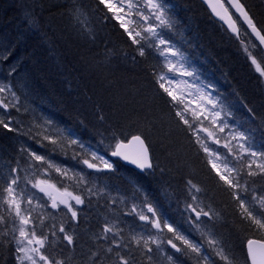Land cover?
<instances>
[{"label": "snow or ice", "instance_id": "1", "mask_svg": "<svg viewBox=\"0 0 264 264\" xmlns=\"http://www.w3.org/2000/svg\"><path fill=\"white\" fill-rule=\"evenodd\" d=\"M203 2L226 25L256 73L264 77V22L245 0ZM96 4L103 10L104 22L117 24L134 49L133 62L155 55L158 64L149 71L151 83L173 110L170 114L177 127L189 134L191 147L197 154L203 153L217 185L238 205L241 223L264 232V186L254 187L255 178L264 176V150H260L264 149V130L246 126L247 121L230 122L232 112L213 95L214 85L201 80L185 54L167 37L176 21L169 15L165 0H96ZM68 15L81 35L94 38L89 13L80 0H70ZM10 56L6 48L0 50V63H7ZM17 71L12 66L9 76ZM22 108L25 113L29 111L11 81L0 82V127L23 132L22 127H13L23 122L12 116L13 111L20 113ZM247 111L253 114L252 109ZM99 118L104 119L102 115ZM156 128L157 119L146 112L137 116L135 126L127 130L116 125L98 132L100 140L93 147L50 118L40 122L34 119L25 135L52 154L68 157L71 152L70 158L82 167L79 171L62 167L50 155L38 154L25 146L17 149L14 163L0 161V249L10 251L16 264H73L74 256L63 255L66 250L74 253L77 247L73 225L78 226L86 204L107 196L108 211L92 234V247L81 254L83 264H137V254L145 258V264H160L158 257L166 264H184L182 258L194 259L195 264H213L204 243L223 264H233L229 249L213 231L220 213L191 174L184 179L181 209L187 229L147 195L140 198V189L130 198L111 196L107 186L92 181L90 172L85 174V169L97 173L112 171L113 157L142 172L155 174L159 169L161 176L167 174L170 170L160 166L150 140ZM166 139L159 140L161 151L172 160L175 154L167 151L171 141L165 143ZM175 159L177 170L186 164L178 156ZM53 170L57 174L55 183ZM162 194L169 199L175 196L167 189ZM194 234H199L200 239H193ZM246 252L250 264H264V240L247 239Z\"/></svg>", "mask_w": 264, "mask_h": 264}, {"label": "trees", "instance_id": "2", "mask_svg": "<svg viewBox=\"0 0 264 264\" xmlns=\"http://www.w3.org/2000/svg\"><path fill=\"white\" fill-rule=\"evenodd\" d=\"M69 2L70 0H0V27L8 26V31L5 30L6 33L0 39V50L6 48L11 52L7 63H0L1 75L5 80L10 79L13 85L18 84L21 87V92L14 88L17 95H25L26 100L31 98L30 110L37 112L41 119L51 118L58 126L71 129L83 142L91 144L98 143L100 136L97 133L106 127L121 125L127 130L129 126H135L137 116L150 112L157 119V128L150 137L154 155L161 167L170 170L161 176L157 169L155 174H152V178L155 177L153 180L156 179L157 184L163 189L175 193L173 206L178 207L184 200L182 190L184 178L191 174L194 181L207 191V199L221 213L219 219L214 222L213 231L229 249L234 258L233 264H239L237 260L240 264H247L245 241L250 237L264 240V232H257L248 228L246 223H241L238 205L217 185L203 153L197 154L191 147L189 134L177 127L173 115L170 114L173 110L157 94L151 83L149 71L151 66L158 64L155 55L133 62L134 49L129 47L117 24L112 21L104 22L103 10L97 6L96 0H80L89 13V26L95 33L94 38H86L77 33L69 23L70 20L73 21L68 15ZM165 2L169 8V15L176 21L175 27L183 32L180 33L181 37L173 38L176 39L174 41L181 46L182 52L204 79L216 87V95L233 112V120L247 121L246 126L264 130V94L260 78L239 52L236 39L211 19L208 11L198 0ZM245 2L252 8L257 18L264 22L262 0ZM36 8H40V11L37 18L32 21L30 14ZM19 17L31 21L27 28L29 32L32 31L29 35L26 32L14 35L13 26H16ZM32 28H35V32ZM24 29L26 31V28ZM59 36L65 38L60 39ZM12 65L16 66L18 71L11 79L9 69ZM248 109H252L253 114H249ZM26 114L29 115L24 111L12 112V116L22 122ZM101 115L104 117L103 121L99 118ZM13 127L21 128V125ZM26 132L27 130H24L22 133ZM12 133L17 134V137ZM22 137L24 140L27 135L0 127V158L8 161L15 158L13 155L18 156V145L19 148L24 146ZM162 137H167L165 143L171 141L167 151L178 156L180 161H186L179 170L175 156L169 160L166 152L161 151L159 140ZM259 140L258 131V143ZM113 161L117 167L135 176L136 185L144 187L150 184L148 174L139 175L118 161ZM106 179L120 186L126 185L122 176ZM93 202L90 205L93 207L96 204L99 210H95L96 217L92 215L91 223L87 224L86 218L80 213L79 224L74 225V230L77 236L80 232L82 239L78 238L74 253L66 250L63 254L66 257L74 256L73 264H83L81 254L87 253L92 247L90 235L96 231L94 225L107 212L100 207L101 203H105L104 199L96 198ZM87 208L86 206L82 210L89 211L91 215L93 208L91 210ZM86 229L92 231L90 235ZM217 263L223 264L221 261ZM0 264H16L10 251L0 249ZM137 264H145V258L139 254Z\"/></svg>", "mask_w": 264, "mask_h": 264}, {"label": "rangeland", "instance_id": "3", "mask_svg": "<svg viewBox=\"0 0 264 264\" xmlns=\"http://www.w3.org/2000/svg\"><path fill=\"white\" fill-rule=\"evenodd\" d=\"M40 11V10H39ZM38 14H39V12H37V13H34V16H38ZM71 24V26L72 27H74V29H75V31L77 32V33H80V31H79V27H77V29H76V27H75V24L74 23H70ZM77 26V25H76ZM27 28H29V27H27ZM5 29H8V26L7 27H5ZM26 31L27 32H29L27 29H26ZM67 31L68 32H70V30L67 28ZM180 33H183L182 31H180L179 29H177L176 27H174L172 30H170V31H168L167 32V37L170 39V41L177 47V48H179V50L181 51V46L179 45V44H177L175 41H176V39L178 38V37H181L180 36ZM173 38H176V39H173ZM175 40V41H174ZM181 44V43H180ZM236 46L239 48V52L242 54V56L245 58V60H246V62L250 65V67L253 69V71L256 73V71H255V69H254V66H252L251 64H250V62L246 59V57H245V54L243 53V51L241 50V48H240V45L237 43L236 44ZM185 57L187 58V56L185 55ZM187 60L189 61V59L187 58ZM190 62V61H189ZM191 63V62H190ZM191 65H192V63H191ZM193 67V66H192ZM197 74L200 76V78H201V80H203L204 82H205V80H204V77H203V75L202 74H200L199 72H197ZM258 76H259V74L258 73H256ZM259 78H260V82H261V85H262V92H263V94H264V77H260L259 76ZM0 82H3V83H8V81H6L5 79H4V76L3 75H1V70H0ZM206 83V82H205ZM13 85V84H12ZM14 88H17L20 92H21V87H19V85L17 84V85H15L14 84ZM20 88V89H19ZM216 87H214V89L212 90V93H213V95L214 96H217L216 95V93H215V89ZM24 96L25 95H20V98H21V102H22V104L24 105V107H26V108H28L29 109V111H28V113H29V115H27V116H25V119H24V121H23V123H22V125H21V127L22 128H24L23 130H27L28 131V129H29V127H30V125L32 124V122H33V120L34 119H36L37 120V122H40V121H42L43 119H41V117H40V115L37 113V112H34V111H31L30 110V108L32 107V105H31V103H30V101H31V98H28L29 100H26L25 98H24ZM218 97V96H217ZM225 106V105H224ZM226 108H228L227 106H225ZM228 110L229 111H231L229 108H228ZM21 111L23 112L24 111V109L22 108L21 109ZM232 112V111H231ZM232 116H233V112H232ZM37 118H39V119H37ZM51 119V118H50ZM230 122L231 123H238V122H241V121H235V120H233V118L231 117L230 118ZM55 123V122H54ZM56 124V123H55ZM57 125V124H56ZM58 126V125H57ZM58 127H60V126H58ZM28 128V129H27ZM22 134H24L25 135V133H22ZM22 140H23V138H22ZM33 141V142H32ZM86 145H91V146H93V147H95L96 145H97V143L96 144H91V143H89V142H84ZM23 144H24V146L26 147H28L29 146V148L31 149V150H34V151H36L38 154H42V155H50L51 156V158L53 159V161L56 163V164H58V165H60V166H62V167H68V168H72V169H75V170H77V171H79L80 170V168L82 167V165H79V164H77V162L76 161H74V160H72L70 157H71V152H69V155H68V157H65V156H63L62 155V157L61 156H59V157H61V158H56V157H54L53 155L54 154H52L50 151H48V150H46V149H44V148H42V147H40L34 140H32V139H30L28 136L26 137V138H24V140H23ZM31 145V146H30ZM33 145V146H32ZM105 151H109V154H110V150H107V149H104ZM260 150H263V149H260ZM13 157H17V155H14ZM106 159L107 158H109V156H106L105 157ZM66 160H67V163H66ZM113 160L114 159H110V162H113ZM0 161H4L2 158H0ZM66 163H64V162ZM13 163H14V159H13ZM113 165H114V167H113V170L112 171H108V172H105V171H102V172H99V173H97V172H95V171H93V170H87V169H85V174H87V173H91V176H90V179L92 180V181H94L95 183H97L98 185H103V186H107L108 187V189H109V192H110V195L111 196H116V195H121V196H123V197H125V198H130L135 192H136V189H140V192L139 193H137V195L140 197V198H143L144 197V195H147V197H148V199L153 203V204H159L160 206H161V208L163 209V210H165L166 212H167V214L172 218V220H174V221H176V222H178V223H180L181 225H182V227H183V229H187V225L186 224H184L183 223V219H182V216H181V209L183 208V204H181V205H179L178 207H176V206H173V198H171V199H169V198H167V197H165L162 193H163V188L158 184V186H157V181H155V180H153V176H152V174H150V173H148V178H149V180H150V184H148V185H146V186H144V187H141V186H139V185H136V183H135V176H133L132 174H129L128 172H126L123 168H120V167H117L116 165H115V163L113 162ZM70 166V167H69ZM123 166V165H122ZM121 172H122V174H121ZM123 172H124V174H123ZM126 173V174H125ZM115 174V175H114ZM128 174V175H127ZM52 175H53V177H54V179H53V183H55L56 182V180H55V177H56V173L54 172V170H53V173H52ZM106 175V176H105ZM125 176L126 178H124V180H125V182H126V185H123V186H120V185H118L117 183H111L110 181H108L106 178H110V177H113V176ZM128 176V177H127ZM144 176H145V174H144ZM257 181L259 182V183H257ZM154 182H156V183H154ZM242 183H243V181H242ZM117 185V186H116ZM59 186V185H58ZM261 186H264V176H257L256 178H255V183H254V187H257V188H260ZM158 188V189H157ZM159 190V191H158ZM129 191V192H128ZM162 192V193H161ZM53 194H55V193H53ZM40 195H43V194H40ZM158 196V197H157ZM163 198H162V197ZM98 198H100V197H97V199ZM157 198H159V199H157ZM45 199H46V197H45ZM102 199H104L105 201L108 199V197L107 196H105L104 198H102ZM160 200V201H159ZM166 200H167V202H166ZM138 202H139V200H137ZM96 202V201H95ZM137 202V203H138ZM92 203H94V202H92ZM172 203V204H171ZM95 206H91V205H88V204H86L85 206H84V208L87 206L88 208V210L90 209L91 210V208H93V211L91 210V213L93 214H95V210L97 209L98 210V208H97V206H96V204H94ZM100 207H102L105 211L107 210L108 211V209H107V207H106V204L105 203H101L100 204ZM120 207H123V205H121ZM83 208V209H84ZM96 210V211H97ZM99 211V210H98ZM81 214H83L82 216H83V218H86L85 220V222L87 223V224H90L91 223V218L90 217H92V214H91V216H89V211H86V212H84L83 210L81 211ZM89 216V217H88ZM103 218H104V216H103ZM103 218L102 219H100L101 220V222L103 221ZM58 219V218H57ZM89 219V220H88ZM100 220H98L97 222H96V226H95V228H97V224H100L101 222H99ZM90 222V223H89ZM128 222L129 223H131L132 221H131V219H129L128 220ZM48 223H51V220H49L48 221ZM73 229H74V225H73ZM87 230H89V229H86L85 231L86 232H89L88 234L90 235V230L89 231H87ZM92 236V235H91ZM217 237V236H216ZM193 239H196V240H198V239H200V237H199V234H194V236L192 237ZM218 238V237H217ZM204 248H205V250H206V254L207 255H209V256H212V258H213V264H217V262H219V259L217 258V257H215L214 255H213V253L211 252V250L210 249H208V246H207V244L206 243H204ZM58 252H59V250H57ZM210 252V253H209ZM64 254V253H63ZM80 257V256H79ZM79 260H80V258H78ZM158 259L160 260V264H166V261L163 259V258H160V257H158ZM182 259H184V264L186 263V264H195V261H194V259H191V258H182ZM188 262H187V261ZM215 261H217V262H215ZM222 262V261H221ZM237 262L240 264V262L237 260ZM223 263V262H222Z\"/></svg>", "mask_w": 264, "mask_h": 264}, {"label": "bare ground", "instance_id": "4", "mask_svg": "<svg viewBox=\"0 0 264 264\" xmlns=\"http://www.w3.org/2000/svg\"><path fill=\"white\" fill-rule=\"evenodd\" d=\"M11 1V0H10ZM90 1V0H89ZM202 5H203V7L207 10V7H206V5L201 1V0H198ZM17 2V1H16ZM65 2V1H64ZM10 3V2H9ZM14 3V2H13ZM54 3H55V1H54ZM8 4V3H7ZM1 5V4H0ZM9 5H11V4H9ZM92 5H94V4H92ZM3 6V5H2ZM6 7H7V5H5ZM4 6V7H5ZM13 6V5H12ZM42 6V5H41ZM200 6V5H199ZM16 7V6H15ZM67 7V6H66ZM97 7V6H96ZM52 8H53V6H52ZM60 8H62V7H60ZM5 9V8H4ZM40 10V8H36L34 11H32V13L30 14V18L32 19V21H34L33 19H35V18H37L36 16H34V13H37L38 11ZM43 10V9H42ZM48 10V9H47ZM11 11V10H10ZM99 11V10H98ZM102 12V11H101ZM8 13V12H7ZM97 14V13H96ZM12 15V14H11ZM27 15V14H26ZM97 15H99V14H97ZM10 17V16H9ZM25 17H27V16H25ZM259 17V16H258ZM11 18H13V17H11ZM39 19V18H38ZM98 20V19H97ZM17 21L18 22H16V26H13L14 27V29H15V31H14V35L16 34L17 36H18V34H19V32H22L23 34L26 32V34H30V32H32V31H30V32H27V31H25V29L24 28H26L27 29V27H29L30 25H31V21H27V20H23V19H20V17H19V19H17ZM40 21V20H39ZM68 21V20H67ZM192 22V21H191ZM14 23H15V21H14ZM69 23H74L73 21H71L70 20V22ZM205 23V22H204ZM183 25V24H182ZM192 26V25H191ZM5 27V26H4ZM75 27H76V29H77V27L78 26H76L75 25ZM195 27V26H194ZM13 29V30H14ZM30 29H31V27H30ZM33 29V28H32ZM35 29V28H34ZM33 29V30H34ZM186 29V28H185ZM5 30L6 31H8L7 29H5V28H1L0 27V39H1V37H3V35L6 33L5 32ZM39 30V29H38ZM43 31V30H42ZM34 32H35V30H34ZM37 33V32H36ZM55 33V32H54ZM54 33H52V34H54ZM25 34V35H26ZM38 34V33H37ZM60 34V33H59ZM48 35V34H47ZM62 35H64V34H62ZM7 36V35H6ZM31 36V35H30ZM29 36V37H30ZM34 36V35H33ZM40 36V35H39ZM52 36V35H51ZM57 35H56V33H55V37H56ZM37 37V36H36ZM35 37V38H36ZM44 37V36H43ZM60 37V36H59ZM19 38V37H18ZM33 38V37H32ZM42 38V37H41ZM63 39V38H65V36L64 37H60V39ZM4 39V38H3ZM30 39V38H29ZM55 39H57V38H55ZM43 40V39H42ZM46 40V39H45ZM44 40V41H45ZM58 40V39H57ZM224 40V39H223ZM5 41V40H4ZM25 41V40H24ZM60 41V40H59ZM206 42V41H205ZM228 42V41H227ZM217 44V43H216ZM2 47V46H1ZM56 47V46H55ZM39 48V47H38ZM41 49V48H40ZM233 50V49H232ZM40 51V50H39ZM224 52V51H223ZM48 53V52H47ZM46 53V54H47ZM108 53V52H107ZM208 53V52H207ZM51 54V53H50ZM50 54H49V57H50ZM47 56V55H46ZM56 56V55H55ZM46 58V57H45ZM49 59V58H48ZM239 62V61H238ZM240 63V62H239ZM14 65H16V63L14 64ZM13 66V65H12ZM54 66V65H53ZM8 68V67H7ZM20 72V71H19ZM233 73V72H232ZM18 76V75H17ZM16 76V77H17ZM221 76V75H220ZM55 77V76H54ZM11 79H12V77H11ZM14 80V79H13ZM6 81H11L10 79H7ZM19 81V80H18ZM12 82V81H11ZM14 82V81H13ZM30 84V83H29ZM31 102V101H30ZM32 104H33V102H32ZM38 108V107H37ZM25 122V121H24ZM94 124V123H93ZM94 128V127H93ZM13 134V133H12ZM21 134H22V132H21ZM13 136H16L17 137V134H13ZM77 136V135H76ZM78 137V136H77ZM9 138V137H8ZM10 138H11V136H10ZM13 138V137H12ZM15 138V137H14ZM23 138V137H22ZM11 141H12V139H11ZM21 141V140H20ZM20 141H19V143H20ZM33 142V141H32ZM18 143V144H19ZM23 144V143H22ZM10 145V144H9ZM31 146V145H30ZM33 146V145H32ZM27 147V146H26ZM29 147V146H28ZM18 148H19V145H18ZM14 156V155H13ZM54 157H56V158H61V157H59V154L58 153H56V154H54L53 155ZM64 162V161H63ZM65 163V162H64ZM66 163H67V160H66ZM65 163V164H66ZM70 167V166H69ZM121 174H122V172H121ZM123 174H124V172H123ZM126 174V173H125ZM115 175V174H114ZM128 175V174H127ZM106 176V175H105ZM122 176V175H121ZM156 176V175H155ZM158 176H159V174H158ZM123 178H126L125 176H122ZM128 177V176H127ZM157 177V176H156ZM155 178V177H154ZM153 178V179H154ZM185 179V178H184ZM156 180V179H155ZM158 180V179H157ZM182 180V179H181ZM168 181H169V179H168ZM154 183H156V182H154ZM113 184H114V182H113ZM120 184V183H119ZM175 184V183H174ZM204 184V183H203ZM206 184V183H205ZM216 184V183H215ZM117 186V185H116ZM157 186H158V184H157ZM177 186V185H176ZM178 186H179V184H178ZM177 186V187H178ZM176 187V188H177ZM213 188V187H212ZM158 189V188H157ZM180 189H182L181 187H180ZM183 190V189H182ZM159 191V190H158ZM129 192V191H128ZM162 193V192H161ZM179 194V193H178ZM158 197V196H157ZM162 197V196H161ZM163 198V197H162ZM102 199V198H101ZM157 199H159V198H157ZM181 199V198H180ZM179 200V199H178ZM177 200V201H178ZM160 201V200H159ZM184 201V200H183ZM138 202V201H137ZM166 202H167V200H166ZM173 203H174V201H173ZM172 204V203H171ZM183 204V203H182ZM92 214V213H91ZM221 214V213H220ZM92 215H94V213L92 214ZM89 216H91V215H89ZM88 216V217H89ZM95 216V215H94ZM96 217V216H95ZM91 218V217H90ZM94 218V217H93ZM92 218V219H93ZM97 219V218H96ZM230 219V218H229ZM89 220V219H88ZM94 220V219H93ZM221 220V219H220ZM86 221V220H85ZM90 221H92V220H90ZM96 221V220H95ZM98 221V220H97ZM99 222H101V220L99 221ZM222 222V221H221ZM88 223V222H87ZM90 223V222H89ZM96 224V223H95ZM93 225V224H92ZM99 225V224H98ZM82 226V225H81ZM85 226V225H84ZM89 226V225H88ZM94 226H96V225H94ZM89 227H91V226H89ZM98 227V226H97ZM85 228V227H84ZM92 228V227H91ZM91 230H94L93 228L91 229ZM96 230H97V228H96ZM76 231V230H75ZM87 231H89V230H87ZM220 231V230H219ZM92 232V231H91ZM90 232V233H91ZM95 232V231H94ZM93 232V233H94ZM87 233H89V232H87ZM84 234V233H83ZM86 234V233H85ZM80 232L78 233V238H79V240H81L82 238V236L80 237ZM92 235V234H91ZM90 235V236H91ZM221 235V234H220ZM85 236V235H84ZM84 236H83V238H84ZM89 236V235H88ZM225 236V235H224ZM81 238V239H80ZM85 238H86V236H85ZM221 238V237H220ZM199 240V239H198ZM226 240V239H225ZM228 244V243H227ZM66 253H68V252H66ZM210 253V252H209ZM65 256V255H64ZM245 260V259H244ZM187 261V260H186ZM239 261V260H238ZM188 262V261H187ZM215 262H217V261H215ZM243 262V261H242ZM186 264V263H185ZM218 264V263H217Z\"/></svg>", "mask_w": 264, "mask_h": 264}, {"label": "water", "instance_id": "5", "mask_svg": "<svg viewBox=\"0 0 264 264\" xmlns=\"http://www.w3.org/2000/svg\"><path fill=\"white\" fill-rule=\"evenodd\" d=\"M202 2H203V0H201ZM204 3V2H203ZM205 5H206V7H207V9H208V11L210 12V14H211V16L214 18V19H216L217 21H219L217 18H215L214 16H213V14L211 13V9L208 7V5L206 4V3H204ZM225 28H226V25H224L223 24V22H221V21H219ZM228 31V30H227ZM229 32V31H228ZM230 33V32H229ZM119 160H121L124 164H126L127 166H130V167H132L133 169H135V170H137L138 172H142L140 169H138L135 165H132L131 163H129V162H127V161H124V160H122V159H120V158H118ZM246 244H247V241H246V243H245V251H246ZM246 255H247V252H246ZM249 262V261H248ZM249 264H250V262H249Z\"/></svg>", "mask_w": 264, "mask_h": 264}]
</instances>
